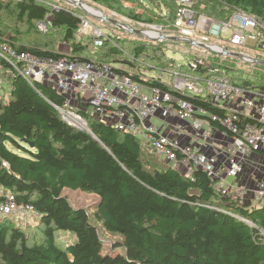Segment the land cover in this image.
<instances>
[{
	"label": "trees",
	"instance_id": "trees-1",
	"mask_svg": "<svg viewBox=\"0 0 264 264\" xmlns=\"http://www.w3.org/2000/svg\"><path fill=\"white\" fill-rule=\"evenodd\" d=\"M91 1L115 10L119 5V0ZM152 1L159 8L157 12L123 13L135 22L152 24L157 18V22L162 19L163 24L172 26L176 0ZM196 1L197 11L211 18L224 19L239 9L264 20V0ZM47 18L50 26L41 31L42 35L54 37L56 32L68 45V52L54 49V39L42 41L41 46L20 41V24L30 33ZM5 21L13 30L7 37L0 30V43L18 51L53 59L64 53L79 59L88 56L87 43L76 38L81 17L67 8L50 7L38 0H0V26H7ZM98 49L102 52L94 57L99 62L117 59L132 69L137 62L144 67L140 59L151 57L158 63L150 65L152 69L175 67L171 58L149 56L144 44H133L126 52L104 40ZM257 55L264 61V56ZM206 61L223 70L235 85L257 88L264 83V74L240 73L230 65ZM249 64L264 71L263 64ZM2 66L5 70L10 67L4 62ZM114 71L123 72L116 67ZM132 78L171 91L160 79L136 73ZM6 79L11 89L6 101L0 98V189H4L0 199L7 192L17 204L31 205L39 215L36 224L41 237L29 244L23 228L0 216V264H264V204L238 206L228 201L216 192L204 171L194 169L187 176L149 156L138 137L96 119L77 102L72 105L87 127L68 125L55 108L63 105L65 95L48 83L30 84L16 73ZM188 99L214 114L225 115L208 101ZM64 190L97 196L94 217L106 231L122 236L124 253L103 252L98 229L88 212L73 207ZM58 231L73 233L75 241L60 245Z\"/></svg>",
	"mask_w": 264,
	"mask_h": 264
},
{
	"label": "built area",
	"instance_id": "built-area-1",
	"mask_svg": "<svg viewBox=\"0 0 264 264\" xmlns=\"http://www.w3.org/2000/svg\"><path fill=\"white\" fill-rule=\"evenodd\" d=\"M196 4V0L175 1L172 35L191 40L190 48L202 53L227 56L218 52L228 50L255 59L257 54L264 56V20L239 9L224 19H215L198 12ZM84 23L91 30L92 40L87 49L94 53L103 45L105 36L101 29ZM48 26L49 18L37 24L42 32ZM159 36L157 32L154 37ZM200 44L211 50L199 47ZM247 61L242 62L251 63ZM2 62L10 67L5 70ZM181 62H175L172 69H152L150 73L155 74H146L166 83L171 89L166 91L135 81L132 71L122 69L117 73L115 67L94 56L79 59L64 53L58 59L45 58L18 51L2 41L0 93L5 85L11 89L6 78L14 73L30 84L48 83L65 95L63 105L55 108L68 125L77 129L87 127L86 120L72 105L77 102L96 119L138 137L149 156L187 176L194 169L204 171L216 192L228 201L238 206L264 204V180L258 181L251 191L234 182L251 153L262 158L264 167V86L233 84L223 70L211 67L201 54ZM200 66L206 70L200 71ZM189 97L208 101L224 110L225 115L214 114ZM247 118L252 121H245ZM217 136L224 140L217 141ZM3 195L1 217L14 215L18 223L27 225L39 220L31 205L17 204L7 192Z\"/></svg>",
	"mask_w": 264,
	"mask_h": 264
},
{
	"label": "rangeland",
	"instance_id": "rangeland-1",
	"mask_svg": "<svg viewBox=\"0 0 264 264\" xmlns=\"http://www.w3.org/2000/svg\"><path fill=\"white\" fill-rule=\"evenodd\" d=\"M38 1L46 2L50 5V7L55 6V7L67 8L68 10H71L75 14L79 15L81 17V21L83 20V22H81L80 24L81 26L79 27V30L77 31L76 38L78 40H81L83 43H87V47L90 46V41L92 39H91L90 27L85 25L84 23L85 21L101 29L102 32L104 33L105 40L106 42H108L109 45L116 43L117 46L123 47L126 52H129V48L133 44H144L147 47L146 50L149 56H156L159 58L161 57L163 58V60L171 58L172 60H175V62L182 63L181 61H189V57L192 55L201 54V55H204L206 60H210L213 63L217 62L219 64L230 65L233 68L239 70L240 73L244 72L247 74H257V75L258 74L260 75V73L264 74L263 70L255 69L249 63H245L241 61L224 60V59L222 60V58L214 57L215 55L212 53H202L200 51H194L192 48H190L189 45H186L183 43L174 42V41L167 40V39L159 40V39H156V37L154 36L152 39L144 38L134 33L124 31L120 29L118 26H115L114 24L109 22L108 20H100L98 18H94L88 15L80 7L72 5L66 2L65 0H38ZM79 1L82 4L87 5L88 7L98 10L100 13L104 14L107 18L119 20L125 24L133 26L135 29H141L143 31H150L155 36L157 32L165 36L167 34L174 33L172 26H170L169 24L168 25L163 24L162 19H161V22H157V18H154L155 22L152 24L144 23V22H135L131 20L130 18H128L126 14L123 13V11L125 12L131 11L135 13H140L142 11H147L150 9H152L153 11L155 10L157 12L159 8L153 4L152 0H119V3H118L119 5H117L116 7L117 10L109 8V7L101 6L98 3H95L91 0H79ZM8 23L9 22L5 21L3 24H8ZM0 30L3 32V35H4L3 37H7L10 35L13 28L11 24H8L7 26H0ZM19 30L22 33L20 41L24 43L28 41H33L34 42L33 44L41 46L42 41L44 40L49 41L51 39H54V43H55L54 49L59 50L61 52L69 51L68 45L62 40H59L60 37L59 35H57L56 32H53L55 35L54 37L44 38V35H42L39 28H37L34 32L29 33L27 31V26L20 24ZM153 30H155L156 32ZM153 48L157 49V52L152 51ZM101 52H102V49H97L94 53L90 50L88 51L87 49L86 53L88 56L98 57V54H100ZM248 53L251 55L255 54L253 51H248ZM150 58L149 57L141 58L140 60H141V63L144 64V67L143 66L139 67L138 65L139 62H137V65H135V67L132 69H129V67L122 65L121 63L117 61V59L108 58L107 62L112 67L121 68L124 70L132 71L136 74L138 73V74L146 76V74L148 73L150 75L155 74L153 72L150 73L152 70V67L150 65L154 66L158 64L156 61H153ZM262 81L264 82V78ZM5 84L8 85L9 83L6 81ZM263 86H264V83L261 84V87ZM9 92H10V89H8V86L5 85L2 88V91L0 93L1 98L4 101L8 99ZM0 190H4V189H0ZM64 194L68 197V200L73 207H81V208L86 209V211L89 214L91 223L96 225L98 229L101 244L103 246V252L106 253V252L115 251V252L124 253L123 248L120 245L123 241L122 236L116 233H110L106 231L103 228L102 223L98 222L94 217V209L96 207V203L98 200L96 195H94L93 193H88V192H83V191H78V190H75V191L64 190ZM261 204L262 203L258 205H261ZM7 218L11 220L12 223L15 224L16 226H19L24 229V232L27 234L29 244L40 241L41 235L37 228L38 224H36L38 222V219L33 220L31 223L27 225L25 223H18L14 215H11ZM56 238H57L58 243L62 246L73 243L75 241V236L73 233H70V232L67 233L64 231L56 232Z\"/></svg>",
	"mask_w": 264,
	"mask_h": 264
},
{
	"label": "water",
	"instance_id": "water-1",
	"mask_svg": "<svg viewBox=\"0 0 264 264\" xmlns=\"http://www.w3.org/2000/svg\"><path fill=\"white\" fill-rule=\"evenodd\" d=\"M65 1L70 3V4H72V5L80 7L82 10H84V12H86L88 15H90V16H92L94 18H98L100 20H108L109 22H111L115 26H118L120 29H122L124 31L130 32V33H134V34H136L138 36H142L144 38H149V39L153 38L151 36H148L146 31H143L141 29H135L133 26L125 24V23H123V22H121L119 20H116V19L107 18L104 14L100 13L98 10H95L94 8H91V7H88L85 4H82L79 0H65ZM158 39L159 40L169 39V40H172V41H175V42H182V43H185V44H192L193 43L191 40L186 39V38H181V37H178V36H165V35H162V34H160ZM198 46L199 47H203V48H205L207 50H211V48L209 46H206V45H203V44H200ZM218 53L223 54V55H227V56H231V57H235V58H237L239 60H242V61L249 60L247 62H252L254 64H263L264 65V61H259L257 58L256 59L255 58H251V57H249L247 55H244V54H241V53L231 52V51H228V50L219 51ZM23 141L26 142L25 140H23ZM28 145L30 147H33L32 143H28Z\"/></svg>",
	"mask_w": 264,
	"mask_h": 264
},
{
	"label": "crops",
	"instance_id": "crops-1",
	"mask_svg": "<svg viewBox=\"0 0 264 264\" xmlns=\"http://www.w3.org/2000/svg\"><path fill=\"white\" fill-rule=\"evenodd\" d=\"M217 141H223L222 137L217 136ZM262 158L256 153H251L245 162L243 171L235 179L238 186L244 187L247 190L255 188L258 181L264 180V167ZM69 233V232H67Z\"/></svg>",
	"mask_w": 264,
	"mask_h": 264
},
{
	"label": "bare ground",
	"instance_id": "bare-ground-1",
	"mask_svg": "<svg viewBox=\"0 0 264 264\" xmlns=\"http://www.w3.org/2000/svg\"><path fill=\"white\" fill-rule=\"evenodd\" d=\"M87 9H88V8H87ZM146 32H147V35H148V36H155V35L152 34V32H150V31H146ZM260 58H261V57H260ZM260 58H259V59H260Z\"/></svg>",
	"mask_w": 264,
	"mask_h": 264
}]
</instances>
